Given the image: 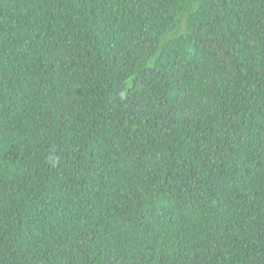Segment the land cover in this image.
Wrapping results in <instances>:
<instances>
[{
  "label": "trees",
  "instance_id": "obj_1",
  "mask_svg": "<svg viewBox=\"0 0 264 264\" xmlns=\"http://www.w3.org/2000/svg\"><path fill=\"white\" fill-rule=\"evenodd\" d=\"M0 264H264V0H0Z\"/></svg>",
  "mask_w": 264,
  "mask_h": 264
}]
</instances>
